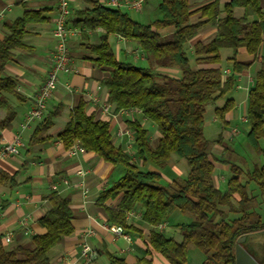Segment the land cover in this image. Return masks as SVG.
Wrapping results in <instances>:
<instances>
[{
  "label": "trees",
  "instance_id": "trees-1",
  "mask_svg": "<svg viewBox=\"0 0 264 264\" xmlns=\"http://www.w3.org/2000/svg\"><path fill=\"white\" fill-rule=\"evenodd\" d=\"M84 1L88 6L75 10L71 24L81 30L84 40H88L89 30H105L99 43L86 41L85 47L91 54L89 59L98 68L109 71L101 80L107 89L108 101L117 112L140 110L146 119L155 123L159 137L153 144L149 130L139 120L129 121L135 134L138 160L135 162L128 151L114 144L110 123L87 113L84 97L77 100L70 120L56 137L66 149L78 142L105 161L124 168V175L98 198L110 222L131 228L127 212L138 203L144 208L143 219L155 227L176 210L192 216L190 223L177 225L182 233L181 241L153 229L147 243L148 254L156 252L169 264H187L189 246L194 244L206 253L202 264H236L238 240L264 232V216L254 209L257 198L248 189L253 182L264 194V163L248 171L245 182L241 180L243 169L230 163L233 176L228 180L227 189L222 191L214 183L215 165L204 129L208 106L226 96L235 87L236 75L251 65L238 59L239 50L246 48L254 60L261 63L248 95L247 118L251 127L247 137L253 150L264 158L261 144L264 138L262 0H226L223 5L221 0H212L195 10L191 9L189 0H161L158 6L161 17L150 23L135 20L121 7L106 5L101 0ZM236 7L244 8L242 16L236 15ZM47 12V9L25 8L22 15L6 25L7 33L0 38V109L6 112L0 119V131L11 128L16 117L15 106L8 95L16 96L19 102L24 100L18 91L17 78L5 73L6 66L14 60L15 49L26 47L24 37L28 24L49 20ZM195 13H200L202 20L192 23L190 18ZM251 14L255 15L254 20L250 19ZM210 24L216 25V36L207 42L196 40L193 53L199 63L217 64L222 61L221 50L230 48L233 72L226 77L219 67L195 68L191 63L188 44ZM166 28L172 31L162 33ZM111 34L136 40L152 66L119 60L109 41ZM157 67L179 69L181 76L155 71ZM234 105V100L228 98L223 106L215 109L224 125ZM62 110L63 106L58 105L46 115L36 126L31 142L51 138L42 134L53 126ZM215 141L220 142L221 136ZM173 153L184 158L190 170L185 178L164 185L163 175L147 166L164 167ZM7 184L16 186V175L0 168V185ZM47 198L51 207L39 218L47 231L32 237V247L7 248L0 235V264H51L48 252L75 231L70 198L57 191ZM117 198L120 201L116 208L105 205L107 200ZM229 213L240 215L231 219ZM245 241L241 246L246 251ZM108 256L115 264H127L109 252Z\"/></svg>",
  "mask_w": 264,
  "mask_h": 264
},
{
  "label": "crops",
  "instance_id": "crops-1",
  "mask_svg": "<svg viewBox=\"0 0 264 264\" xmlns=\"http://www.w3.org/2000/svg\"><path fill=\"white\" fill-rule=\"evenodd\" d=\"M101 1L105 3L109 0ZM210 1L212 0H189L192 10ZM225 1L221 0V5ZM58 4L59 0H0V38H3L7 33L6 25L22 15L25 8L47 9L49 17V20L45 22L28 24V33L24 37L26 47L15 49L14 60L10 61L5 69L7 75L17 78L18 91L24 96V100L19 102L16 96L8 95L15 106L16 117L11 128L0 131V150L4 142L13 141L18 134H21L23 144L18 155L9 154L0 158V168L16 175L18 183L16 186L0 185V235L4 237L6 245L11 247H32V237L47 231L46 227L39 222V218L51 207L48 195L57 191L70 198L75 231L64 237L61 243L48 252L51 264H84L81 250L85 243L92 248L91 264H115L108 256V252L124 259L127 264H169L160 254L147 253L150 233L153 229H157L162 231L165 236L181 241L182 233L177 225L190 223L193 220L192 216L186 214L187 220L182 221L180 218L184 217V214L176 210L168 220L164 221L162 227H155L143 219L144 208L138 203L131 211L127 212V223L132 227L123 226L129 239L115 233L111 227L118 224L109 221L105 207L98 204V198L102 191L110 188L124 175V168L105 161L86 149L78 150L72 154L69 152L70 148L66 149L62 141L56 137L70 120L71 110L81 97L87 101L86 111L88 114H93L97 119L110 123L113 142L116 146L122 147L128 152L131 151L130 148L135 144V134L129 121L135 119L139 120L145 128L153 131V135H150L153 141L159 137L156 126L149 122L140 110L124 109L117 112L115 106L108 101V92L101 80L108 75L109 71L98 68L89 59L91 54L85 47L86 41L93 44L99 43L105 30L102 28L89 30L88 40L82 38L81 32L70 39L69 48L77 66V72H62L60 74L57 89L48 102L46 115L56 106H63L61 114L54 119L53 126L42 134L43 137L50 136L51 138L40 142H31V136L36 126L41 122H37L30 129L22 132L20 130V123L32 107L39 88L52 65L55 48L53 31L58 15ZM71 4L72 18L76 9L88 6L84 0H71ZM262 6L264 8V0H262ZM123 7L128 13L135 10ZM244 11L243 7L235 8L237 16H242ZM250 19L254 20L255 15L251 14ZM190 20L192 23L202 20L200 13L193 14ZM170 31L172 28L161 30L164 34ZM216 33V25L205 26L188 44V51L191 63L195 68L219 67L223 72H226L224 75L226 77L233 72L230 48L221 50L222 61L217 64L199 63L193 53V43L196 40L207 42L214 38ZM109 41L117 58L121 61L132 62L140 66H145L141 63L140 56L142 59L146 58L148 62L150 61L148 55L135 40L111 34ZM135 52L137 53L135 54ZM238 59L241 62H251V65L236 75L235 87L226 96L210 104L207 109L208 115H212L215 114V109L223 106L228 98H232L235 102L233 109L226 115V125L216 114V119L212 120L221 121L220 132L213 139L214 144L209 147V152L215 165L214 183L222 191L227 189L228 180L233 176L230 163L243 169L244 174L241 176L243 182L247 179L248 171H252L256 166H261L264 163L262 155L256 152L253 154L254 156H248L247 153L244 154L247 156H244L242 152H239L242 143H239L236 138L238 139L240 134H244L246 137L250 130L251 125L247 118L248 95L255 84L256 74L261 63L255 61L254 56L246 48L239 50ZM157 69L163 73L179 76L176 68L157 67ZM107 104H111L108 112L105 111ZM0 111H2L0 112V119H2L6 112L2 109ZM210 120H206L205 127ZM234 129L238 130L237 134L233 132ZM233 134L237 137L233 138ZM219 136H221V141L216 142L215 140ZM240 139L242 140V138ZM247 152L249 153V151ZM170 161H174V174L168 177L169 183L174 179L185 178L189 168L180 170L181 161L177 156H174V153L171 154L168 163ZM147 168L160 172L164 180L163 167L149 165ZM248 189L257 198L254 209L264 216V194H261L258 186L253 182L249 184ZM119 201L120 198L109 199L105 205L116 208ZM239 215L229 213L228 218L232 219ZM8 236L10 237L9 241L6 239ZM244 246L255 259L249 264H264V232L251 234L246 239Z\"/></svg>",
  "mask_w": 264,
  "mask_h": 264
},
{
  "label": "built area",
  "instance_id": "built-area-1",
  "mask_svg": "<svg viewBox=\"0 0 264 264\" xmlns=\"http://www.w3.org/2000/svg\"><path fill=\"white\" fill-rule=\"evenodd\" d=\"M144 1L145 0H132L129 2L127 1L120 3L118 0H110L108 3L115 6H126L138 11L142 9ZM72 12L73 10L71 0H59L58 15L53 31L55 48L53 50L52 65L39 88L32 107L27 111L20 123L21 132L30 129L37 122L44 120L48 108V102L57 89L60 74L62 72H77V66L69 48V41L73 36L79 35L81 30L71 24ZM110 106L111 104L106 105V112L109 111ZM233 132L237 134L238 130L234 129ZM22 144L23 142L21 134H18L13 141L4 142L0 150V158L9 154L18 155L20 153V147ZM83 149L84 148L81 144H74V146L69 149V152L75 154L78 150ZM111 229L115 233L124 235L129 239V236L125 232V229L122 225H117L114 227L112 226ZM6 239L9 241L10 237L8 236ZM91 253L92 248L85 243L81 250V257L84 260V264H91Z\"/></svg>",
  "mask_w": 264,
  "mask_h": 264
},
{
  "label": "rangeland",
  "instance_id": "rangeland-1",
  "mask_svg": "<svg viewBox=\"0 0 264 264\" xmlns=\"http://www.w3.org/2000/svg\"><path fill=\"white\" fill-rule=\"evenodd\" d=\"M109 1L105 2L104 4L109 5V6H112V7H121L122 9H124L123 6H115V5L109 4L108 3ZM118 1L120 3H122L121 0H118ZM160 2H161V0H147L146 3L144 1L143 7H142L141 10H138V11L131 10V11H129V14L135 20H138V21L143 22V23H150L151 21H154L155 19H158V18L161 17V13H160V11L158 9V6H159V3ZM136 53L137 52H135V54ZM139 59L142 61L141 63L143 65H145V67L152 66L151 62L150 61L148 62V60L146 58L145 59L144 58L142 59V56H140ZM155 71H159V70L156 69ZM178 72H179L178 73V75H179L178 77H180L181 76V71L179 69H178ZM223 74H226V73H223ZM0 112H2V111H0ZM216 117L217 116L215 114L208 115V113H206V120H210V118H211L210 122H208L207 123V126L205 127V136L210 141V146H213V144H214L213 139L218 136V134L220 132V129H221V121H219V120L218 121H212V120L216 119ZM149 122H151L154 126H156L155 123H153L152 121L149 120ZM148 130L150 132V135L151 134L153 135V131L150 130V129H148ZM156 131L158 132L157 127H156ZM232 137L233 138H236L237 135H234L233 134ZM238 137L239 138L238 139L236 138V140L239 141V143H242V145L239 147V152H242L243 155L245 153H247L248 156H250V155L252 156L253 154H255V151L253 150V148L251 147V145H250V143L248 141L247 135L245 137L244 134H240ZM240 138H242V140ZM151 141H152V143L156 144V141L157 140H154L153 141L151 139ZM261 144L264 146V138L261 140ZM130 149H131V151H129V153L133 156L134 161L135 162H138L137 156H136V146H135V144ZM247 151H249V153ZM174 156H177V158H179V160L181 161V164L179 166L180 167V170L183 171L184 169H187V168H189V170H190V167H189L187 161L184 158L179 157L177 154H174ZM244 156H247V155H244ZM262 158H263V156H262ZM173 166H174V161H170L169 163H167L165 165V167H163L164 168L163 169V174L165 175L164 180L162 181L163 184H168L169 183V181L167 179H168L169 176L171 177V175L174 174ZM225 210H228V209L226 208ZM183 216L184 217H182L180 219H182V221H186L187 220L186 219V214H184ZM163 223L164 222H162L158 226L162 227L164 225ZM6 247L8 248L10 246L7 245ZM205 258H206V253L204 251L200 250L194 244H191L190 245V247L188 249V261H187V264H202L203 261L205 260Z\"/></svg>",
  "mask_w": 264,
  "mask_h": 264
},
{
  "label": "water",
  "instance_id": "water-1",
  "mask_svg": "<svg viewBox=\"0 0 264 264\" xmlns=\"http://www.w3.org/2000/svg\"><path fill=\"white\" fill-rule=\"evenodd\" d=\"M245 237L238 240L236 244V264H249V262L254 261L253 256L241 246V243L245 241Z\"/></svg>",
  "mask_w": 264,
  "mask_h": 264
}]
</instances>
